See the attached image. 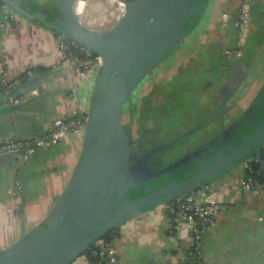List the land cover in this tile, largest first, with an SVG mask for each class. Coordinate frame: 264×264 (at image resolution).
<instances>
[{"label": "crops", "instance_id": "1", "mask_svg": "<svg viewBox=\"0 0 264 264\" xmlns=\"http://www.w3.org/2000/svg\"><path fill=\"white\" fill-rule=\"evenodd\" d=\"M33 1L56 10L50 0ZM250 4L252 32L238 59L225 55V50L236 44L239 0H210L189 35L157 67L167 80L190 89L188 94L205 72L216 76L211 83L215 91L235 75L241 77V91L227 95L232 104L238 100L241 106L229 112L230 121L264 86V0H250ZM76 9L81 23L98 31H108L121 16L116 0H77ZM5 18L6 30L0 29V87L3 71L16 77L36 68L39 73L31 88L37 87L39 94L13 103L0 91V139L45 133L61 120L88 115L99 68L88 73L73 69L63 59L56 31L17 12ZM83 138L69 133L48 152L36 153L28 161L16 157L0 161V250L20 237L22 222L29 232L49 215L73 173ZM242 166L213 183L214 195L225 209L204 234L208 264H264V187L245 189L240 183ZM17 184L22 192L14 196ZM189 236L184 225L176 235L170 230L163 204L123 222L115 241L121 264H182L190 256ZM72 264L93 263L84 254Z\"/></svg>", "mask_w": 264, "mask_h": 264}, {"label": "water", "instance_id": "2", "mask_svg": "<svg viewBox=\"0 0 264 264\" xmlns=\"http://www.w3.org/2000/svg\"><path fill=\"white\" fill-rule=\"evenodd\" d=\"M1 1L77 41L103 62L68 184L40 225L26 232L22 222L20 237L0 250V264H72L123 221L220 181L246 154L253 152L264 171V120L258 117L264 115V86L243 115L201 149L156 170L146 155L133 162L134 140L122 121L124 107L145 77L189 35L210 0H125V11L108 31L86 28L77 0H53L55 11L33 0ZM10 157L22 162L15 153L1 155L0 161Z\"/></svg>", "mask_w": 264, "mask_h": 264}, {"label": "built area", "instance_id": "3", "mask_svg": "<svg viewBox=\"0 0 264 264\" xmlns=\"http://www.w3.org/2000/svg\"><path fill=\"white\" fill-rule=\"evenodd\" d=\"M1 1V0H0ZM118 9L123 13L126 2L116 0ZM15 11L5 2H0V29L5 31L7 20L5 16L13 17ZM237 38L236 44L227 50L229 55L242 56L245 45L252 32L251 4L250 0H239L238 18L236 21ZM59 50L73 69L85 72L92 71L95 67L102 65V57L75 40L61 36L58 42ZM36 69L29 68L22 75L9 77L6 71L2 74V87L9 101L17 103L31 96L38 95L37 87L23 90L19 96L10 94L12 89L20 86L22 80L34 78ZM88 115L79 113L71 120H61L45 133L34 134L28 137L9 136L0 139V156L7 153H15L22 162L27 161L31 155L38 151L51 148L69 133L82 136L85 133ZM253 160L259 161L258 157L251 156L244 162L243 175L240 183L245 189L257 190L264 187V182L259 173L252 167ZM20 184L13 191L14 196L20 193ZM170 220V230L177 234L181 225L186 226L189 233L190 256L183 260L182 264H208L203 250L204 234L217 223V219L223 214L225 206L221 200L214 195V185L208 183L203 187L192 190L184 195H178L174 199L164 203ZM91 257L95 258L93 264H121V257L117 249L115 238L99 239L95 244Z\"/></svg>", "mask_w": 264, "mask_h": 264}, {"label": "flooded vegetation", "instance_id": "4", "mask_svg": "<svg viewBox=\"0 0 264 264\" xmlns=\"http://www.w3.org/2000/svg\"><path fill=\"white\" fill-rule=\"evenodd\" d=\"M227 50H225V55L238 59L239 56L229 55ZM157 67L146 76L148 79L145 80V77L134 90L132 94L134 98L131 104H128V101L125 105L122 118L123 124L127 127L134 140L133 162L137 163L142 156L146 155L148 156V163L153 170L163 168L168 163L182 159L207 145L221 133L222 127L232 125L243 115L262 89L260 88L256 92V96L247 105L243 106L242 104L243 112L234 115L235 118L226 125L225 118L232 117L228 115L229 112L241 107L238 100H235L234 104H232L231 98L227 100V95H233V93L240 90L238 86L243 81L241 77L235 75V77L224 84L220 91L213 89L214 85L211 84L212 82L206 83V86L212 85L211 100L200 105L197 97L192 100L191 96L196 93L195 90L188 94L190 89L180 88L177 80H167L164 74L158 72ZM261 115L258 116L259 119ZM132 117L136 118L134 122L130 119ZM166 117L170 119L171 125L164 126L159 131L161 126L156 123L165 121ZM200 117H208L210 127H217L220 124L221 128L218 134L211 136L209 140L201 143L202 145L187 144L189 143L188 140L195 134L200 133V129L196 127ZM155 125L157 126L155 127ZM167 129L170 131L174 130V136L170 135L163 140L164 138L160 137L159 132ZM182 148L184 151L181 154L183 153V155L179 158L175 157V152ZM213 160L215 159L212 158L211 161ZM189 171L190 169L181 172L179 175L184 176ZM122 223L119 224L118 229Z\"/></svg>", "mask_w": 264, "mask_h": 264}, {"label": "rangeland", "instance_id": "5", "mask_svg": "<svg viewBox=\"0 0 264 264\" xmlns=\"http://www.w3.org/2000/svg\"><path fill=\"white\" fill-rule=\"evenodd\" d=\"M49 3L52 5V7L54 9L58 10L57 6H56V4L54 3L53 0H50ZM7 25H8V23H7ZM214 60L217 62V59H214ZM202 71L200 73H202ZM201 76L202 77L198 81V85L193 84V90H195L196 93H194L191 96L192 100L197 97V99L199 100L200 105L203 104L204 102H210V100H211L210 94H211V92L213 91L214 88L216 89V85H214L213 89L212 88L209 89L206 86V83L214 82V79H216V76H213L212 73L206 74V72L201 74ZM147 79H148V77H146L145 80H147ZM202 80H203V82H201ZM133 98H134V95L132 96V98L130 97V99L128 100L129 101L128 104H131V101L133 100ZM130 119H132V122H134V119H136V118L132 117ZM230 119H231V117H226L225 118V124L226 125L229 123ZM209 121L210 120H209L208 117H200L199 118V121L197 122V126L196 127L200 129L199 130L200 133L195 134L190 140H188L189 143H187V144H191V145L198 144V145H200L201 143L206 142L207 140H209L211 136L218 134V132H219V130L221 128L220 124L217 127H215V126L210 127V122ZM156 124H159L161 126L159 128V131H160L164 126H170L171 125V121H170V119L168 117H166L165 121H163V122L160 121V122H158ZM156 126L157 125H155V127ZM173 132H174V130L170 131L169 129H167V130L159 132V135H160V137L164 138L163 140H165V138L170 136V135L174 136ZM144 144H145V142H144ZM187 144H185V145H187ZM185 147H187V146H185ZM183 151H184L183 148L179 149L178 151H176L175 152L176 153L175 157H177V158L181 157L183 155V153L181 154V152H183ZM238 165H236V168H237Z\"/></svg>", "mask_w": 264, "mask_h": 264}, {"label": "trees", "instance_id": "6", "mask_svg": "<svg viewBox=\"0 0 264 264\" xmlns=\"http://www.w3.org/2000/svg\"><path fill=\"white\" fill-rule=\"evenodd\" d=\"M0 2H2L3 3V1H0ZM198 15V14H197ZM196 15V16H197ZM36 69V68H35ZM36 73L38 74L39 73V71L36 69ZM37 74H36V76H37ZM32 79H34V78H24L23 80H22V83H21V85L20 86H18V87H16L15 89H12L11 91H10V94H12V95H14V96H19L21 93H22V91L23 90H26V89H28V88H31V83H32ZM0 91L2 92V93H5V90L3 89V87L1 86L0 87ZM260 120H264V115L262 114L261 115V117H260ZM247 133H252L250 130L247 132ZM244 141V136L242 135V136H240L239 138H238V140H237V144L239 145V144H241L242 142ZM53 147V146H52ZM51 147V148H52ZM51 148H49V149H47V150H45V151H38V152H36V153H45V152H48ZM35 153V154H36ZM34 155V154H33ZM33 155H31V157L33 156ZM251 156H255V154L252 152L251 154H246L245 156H244V158H243V161H241L242 163H240V161L239 162H237L236 163V165H242L244 162H246ZM262 159H263V162H264V147L262 146ZM27 161H28V159H27ZM251 164H252V167L259 173V177L262 179V181L264 182V171H263V168H262V166H261V164H260V162L259 161H255V160H253L252 162H250ZM245 173V170L242 168V173ZM22 192V188H21V190H20V193ZM118 234H119V229H118V227L117 228H115V229H113V230H111V231H109L105 236H103L102 237V239H113V238H116L117 236H118ZM94 248H95V245H92L84 254L86 255V256H88L89 257V259H90V261H94L95 260V258H93V257H91V253H92V251L94 250ZM83 254V255H84Z\"/></svg>", "mask_w": 264, "mask_h": 264}]
</instances>
